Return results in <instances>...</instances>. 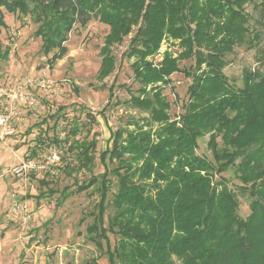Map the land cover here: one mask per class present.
Returning <instances> with one entry per match:
<instances>
[{
    "label": "trees",
    "instance_id": "16d2710c",
    "mask_svg": "<svg viewBox=\"0 0 264 264\" xmlns=\"http://www.w3.org/2000/svg\"><path fill=\"white\" fill-rule=\"evenodd\" d=\"M248 3L264 8V0H151L147 6L145 0H0V17L4 8L40 25L36 32L44 36L45 53L60 47L50 67L67 53L61 40L75 23L98 18L108 24L101 79L115 68L111 46L136 27L124 54L135 58L140 86L128 103L148 119H132V128L113 131L112 146L101 152V161L109 159L113 168L106 164L76 189L99 194L86 231L99 249L107 247L109 264H264V72L245 68L239 86L224 71L236 46L260 45L262 33L251 26ZM166 38L180 52L166 49L155 62ZM9 57V49L0 47V60ZM189 59L194 62L182 68ZM179 71L192 82L185 112L172 119L164 90ZM78 129L75 123L69 133ZM206 135L212 159L197 152ZM53 141L68 142L79 169L92 171L97 139ZM231 167L241 182L236 188L223 175ZM111 174L117 182L109 197ZM46 179L40 182L48 185ZM239 195L250 199L246 217L239 213ZM109 232L116 235L114 246ZM89 264L100 263L93 258Z\"/></svg>",
    "mask_w": 264,
    "mask_h": 264
},
{
    "label": "rangeland",
    "instance_id": "374dc122",
    "mask_svg": "<svg viewBox=\"0 0 264 264\" xmlns=\"http://www.w3.org/2000/svg\"><path fill=\"white\" fill-rule=\"evenodd\" d=\"M150 1L145 0V6ZM246 10L251 26L261 31L262 38L260 45L253 49L238 45L227 55L229 63L224 71L230 81L239 86L243 83L245 68L264 72V61L260 60L264 53V8L258 3H248ZM39 26L29 15L2 9L0 47L2 50L9 49L10 57L0 60V88L7 86L11 79L24 77L46 78L51 87L48 91H36L38 106L19 109L23 112V123L17 126L14 135L0 141V264H89L93 258L100 264H109L108 255L104 253L107 247H104V252L99 249L86 231L92 221L90 212L98 202L99 194L94 188L82 192H76V189L91 176L103 173L106 164L113 168L114 164L109 159L106 163L101 161V152L112 146L113 131L124 126L132 128L133 125L129 124L132 119L141 123H146L145 119H148L147 112L128 103L132 93H137L140 86L132 68L135 58L124 54L136 27L123 36L121 42L111 46L116 57L115 68L101 79V52L110 32L108 24L98 18H92L86 25L75 23L65 39L61 40L67 53L53 67L48 60L60 47L45 53L42 47L44 36L36 32ZM166 49L175 54L180 52L178 44L166 38L154 57L155 62L161 60ZM193 62L192 59L182 60L180 66L188 67ZM171 78L164 94L171 102L172 119H178L186 110L192 79L182 71L174 73ZM112 85L113 93L110 92ZM75 123H78L79 129L73 135L69 130ZM61 134L63 139L66 136L71 140L97 139L92 171L80 170L75 153L68 150L69 143L62 142L65 167L58 178L46 179L49 180L48 185L40 182L42 176L19 178L13 175L12 167L23 158L30 157L33 149L39 148L40 138L53 142ZM208 140L209 135L200 138L197 152L212 159ZM223 175L231 187L241 184L235 167ZM110 178L112 189L109 197H112L117 177L111 174ZM15 190L17 198L33 210V220L26 230L21 229L19 221L9 219L12 200L16 199L13 197ZM39 194L40 198L37 197ZM239 198V213L246 217L250 213V199L244 195H239ZM112 213L110 206L105 216L106 225ZM108 235L114 246L116 235L111 232Z\"/></svg>",
    "mask_w": 264,
    "mask_h": 264
},
{
    "label": "built area",
    "instance_id": "2783aa9c",
    "mask_svg": "<svg viewBox=\"0 0 264 264\" xmlns=\"http://www.w3.org/2000/svg\"><path fill=\"white\" fill-rule=\"evenodd\" d=\"M49 80L46 78H15L7 86L0 88V141L10 137L17 131V126L23 123V109H32L38 106L37 90L48 91ZM54 90V89H52ZM20 109V110H19ZM59 139H63L61 134ZM36 154L23 158L12 167L15 177L28 178L31 175L41 178H58L65 167L64 149L61 144L45 140L39 143ZM12 204L9 210V219L19 221L21 229L26 230L33 220L32 209L25 201L17 198L16 190L13 193Z\"/></svg>",
    "mask_w": 264,
    "mask_h": 264
}]
</instances>
